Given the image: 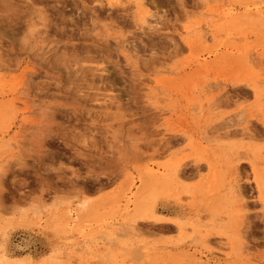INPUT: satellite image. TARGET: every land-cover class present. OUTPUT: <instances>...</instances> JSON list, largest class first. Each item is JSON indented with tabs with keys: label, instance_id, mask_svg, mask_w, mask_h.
<instances>
[{
	"label": "rangeland",
	"instance_id": "rangeland-1",
	"mask_svg": "<svg viewBox=\"0 0 264 264\" xmlns=\"http://www.w3.org/2000/svg\"><path fill=\"white\" fill-rule=\"evenodd\" d=\"M0 249L264 264V0H0Z\"/></svg>",
	"mask_w": 264,
	"mask_h": 264
},
{
	"label": "bare ground",
	"instance_id": "bare-ground-1",
	"mask_svg": "<svg viewBox=\"0 0 264 264\" xmlns=\"http://www.w3.org/2000/svg\"><path fill=\"white\" fill-rule=\"evenodd\" d=\"M116 1H118V0H116ZM143 2V1H142ZM139 3H141V2H139ZM144 3V2H143ZM145 21V20H144ZM249 60V59H248ZM249 63V62H248ZM238 168V167H237ZM179 171V170H178ZM177 171V173H179ZM178 175V174H177ZM167 176V175H166ZM168 178H169V176H168ZM156 179H157V177H156ZM149 181V180H148ZM234 183V182H233ZM233 183H231V184H233ZM149 184L145 181V182H143V188H142V190L139 192V194H138V196L135 198V201H134V205H135V207H134V213H135V215H138L139 213H141L142 212V210H143V208H144V203H145V201L146 200H148V198H150V197H147V194H150V196H151V200H152V205L151 206H149V211H145L146 213L148 212L149 214H150V216H154V217H158V219H159V216L160 215H158V214H156V213H154V211H153V208H155V201H154V199H155V194L153 193V192H150L149 193ZM234 188H235V186H234ZM157 191H158V189H156ZM236 192V191H235ZM240 194V193H239ZM238 194V195H239ZM241 199V198H240ZM84 204V203H83ZM82 204V205H83ZM130 208V207H129ZM159 213V212H158ZM143 217V216H142ZM139 218V217H138ZM147 218H150L149 216L147 217ZM155 219V218H154ZM157 219V218H156ZM153 220V219H152ZM160 220V219H159ZM133 221V220H132ZM171 222V221H170ZM70 225V224H69ZM22 228V227H21ZM44 239V238H43ZM43 242H44V240H43ZM47 242V241H46ZM1 250V249H0ZM2 251V250H1ZM137 251V250H136ZM8 253H9V251H8ZM241 253H242V251H241ZM109 254V253H108ZM140 254H141V252H140ZM3 255V254H2ZM139 255V254H138ZM4 256V255H3ZM27 257V256H26ZM139 257H140V255H139ZM24 261V260H23ZM22 261V262H23ZM2 264H4V263H2ZM18 264V263H17Z\"/></svg>",
	"mask_w": 264,
	"mask_h": 264
}]
</instances>
